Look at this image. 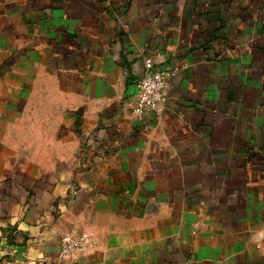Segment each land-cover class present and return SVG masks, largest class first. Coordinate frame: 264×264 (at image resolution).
Returning <instances> with one entry per match:
<instances>
[{
    "label": "crops",
    "instance_id": "obj_1",
    "mask_svg": "<svg viewBox=\"0 0 264 264\" xmlns=\"http://www.w3.org/2000/svg\"><path fill=\"white\" fill-rule=\"evenodd\" d=\"M0 264H264V0H0Z\"/></svg>",
    "mask_w": 264,
    "mask_h": 264
},
{
    "label": "built area",
    "instance_id": "obj_2",
    "mask_svg": "<svg viewBox=\"0 0 264 264\" xmlns=\"http://www.w3.org/2000/svg\"><path fill=\"white\" fill-rule=\"evenodd\" d=\"M174 70L159 69L152 58L144 59V70L137 81V92L133 103V112L142 116L159 112L166 98V88ZM89 238L85 233L67 231L61 236L59 257L72 261L77 254L88 247Z\"/></svg>",
    "mask_w": 264,
    "mask_h": 264
}]
</instances>
